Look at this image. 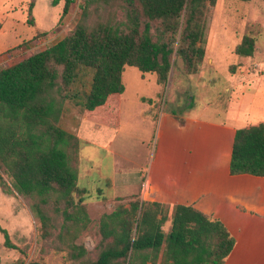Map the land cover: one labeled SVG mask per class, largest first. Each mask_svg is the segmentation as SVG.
<instances>
[{
	"label": "trees",
	"instance_id": "obj_1",
	"mask_svg": "<svg viewBox=\"0 0 264 264\" xmlns=\"http://www.w3.org/2000/svg\"><path fill=\"white\" fill-rule=\"evenodd\" d=\"M60 1L52 0V4ZM35 2L30 1V15ZM73 2L65 0L63 15ZM216 3L84 0L81 19L69 35L0 67V166L11 185L2 176L0 184L7 193L16 190L34 199L32 211L40 219L44 238L52 235L55 226L48 211L51 205L63 215L61 239L71 233L72 226L78 231L90 223L82 200L73 198L79 190L74 162L81 140L59 124L66 101L80 104L90 114L104 110V119H113V126H118L115 102L125 91V66L155 73L162 85L168 82L176 58L189 73L198 72L206 52L207 10ZM115 6L123 10L125 21H89L92 9ZM254 49L255 38L245 35L235 52L251 56ZM91 71L92 77L86 79ZM110 103L114 105L109 110ZM231 172L264 176V122L237 130ZM168 220L172 228L165 233L163 225ZM0 232L4 246L16 248L9 231L0 225ZM100 232L103 247L94 260L86 258L84 246L66 243L65 249L76 264H224L235 245L220 220L192 205L166 206L139 199L105 213Z\"/></svg>",
	"mask_w": 264,
	"mask_h": 264
},
{
	"label": "rangeland",
	"instance_id": "obj_2",
	"mask_svg": "<svg viewBox=\"0 0 264 264\" xmlns=\"http://www.w3.org/2000/svg\"><path fill=\"white\" fill-rule=\"evenodd\" d=\"M30 1L0 0V67L10 66L50 47L69 35L81 19L84 0H74L65 15V0L57 5H53L52 0H36L32 15L29 14ZM88 19L90 22H122L126 16L118 6L97 7L91 10ZM245 35L255 38L251 56L235 52ZM205 41V58L199 71L189 73L176 58L168 82L163 85L157 82L155 73L125 66L122 75L125 91L115 102L119 114L123 112L121 130L117 132L103 126L106 123L117 128L113 126V119H104V110L90 114L80 104L70 99L66 101L59 124L81 140L74 162L79 173V190L73 193V198L76 202L82 200L90 223L78 231L72 226L71 233L61 239L63 215L51 205L48 211L55 226L46 239L41 235L40 219L32 211L34 199L16 190L7 193L0 184V225L9 231L10 240L16 245V248L4 246L0 232V264H29L31 261L76 264L78 261L65 249L69 241L84 246L86 258L98 257L103 247L102 216L120 205L128 207L138 197V192L127 190L123 182L125 177L130 179L128 187L140 182L153 150L152 131L140 117L142 110H146L145 114L164 110L181 112L190 110L189 107L206 109L207 105L212 110L232 107V110H241L245 121L250 119L252 123L264 119V0H217L216 5L207 10ZM92 75L91 71L85 78ZM236 97L240 98L233 104ZM113 105L109 104V110ZM206 113L224 117L208 110ZM93 121L98 132L101 130L100 135H94ZM94 141L98 145H94ZM0 176L11 185L1 166ZM164 226L167 229L166 223Z\"/></svg>",
	"mask_w": 264,
	"mask_h": 264
},
{
	"label": "crops",
	"instance_id": "obj_3",
	"mask_svg": "<svg viewBox=\"0 0 264 264\" xmlns=\"http://www.w3.org/2000/svg\"><path fill=\"white\" fill-rule=\"evenodd\" d=\"M189 108L181 112H140L142 121L152 131L153 150L140 182L128 187L130 179L125 177L123 183L127 190L138 192L132 201L192 205L220 220L235 239L224 264H264V176L231 172L237 130L264 119L256 123L245 121L242 111L232 110L233 107ZM207 110L224 117L209 115ZM119 115L117 128L106 123L103 126L121 130L122 110ZM93 130L94 135H100L95 122ZM93 144L98 145L95 141ZM114 166L117 168L116 160ZM165 223L167 229L163 225V230L169 233L172 222Z\"/></svg>",
	"mask_w": 264,
	"mask_h": 264
}]
</instances>
